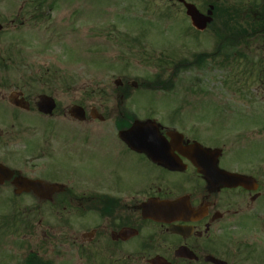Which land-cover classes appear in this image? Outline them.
<instances>
[{"label": "flooded vegetation", "instance_id": "flooded-vegetation-1", "mask_svg": "<svg viewBox=\"0 0 264 264\" xmlns=\"http://www.w3.org/2000/svg\"><path fill=\"white\" fill-rule=\"evenodd\" d=\"M168 1L184 6L178 0ZM212 3L224 5V15L239 11L245 16L244 24L248 15H254L261 26L201 32L206 35L205 42L192 38L197 52L178 50L175 60L167 56L164 72L174 64L178 66L172 70L175 75L182 63L190 72L197 68L190 67L189 61L200 59L209 63L208 68H236L230 82L243 86L251 101L246 112L264 133V0H205V8L214 6ZM218 46L222 51L216 55ZM232 49L236 51L230 53ZM40 86L35 101L25 85L19 88L0 82V165L13 172L10 180L0 185V231L13 232L12 236L36 235L45 247L23 250L19 258L0 264H42L44 257L58 264L56 249L71 251L78 243L84 259L115 257L112 264H138L141 260L147 264L154 257L169 264L252 262L236 236L257 203L264 201L260 160L242 156L240 148L234 159L226 160V147L218 144L221 136L207 139L205 126H191L187 105L177 100H170L172 104L166 107L165 123L155 106L142 107L132 101V90L139 85L128 79L121 80L115 104L88 106L87 97L73 104L71 108L78 105L83 109L77 118L70 116L71 108L58 115L59 102L45 85ZM42 96L56 101L57 108L50 116L38 109ZM24 114L41 117L39 133H28L35 126L21 120ZM148 120L157 124L165 151L162 157L170 162L168 166L155 163L120 138V133L137 121ZM204 148L220 150L217 167L241 175L248 181L247 187L211 183L200 168L213 166L216 160L209 157L210 151L204 156ZM20 177L37 182L34 190L19 194L15 182ZM152 200L172 203V219L163 223L147 219L144 207ZM181 249L190 250L195 257H180Z\"/></svg>", "mask_w": 264, "mask_h": 264}, {"label": "rangeland", "instance_id": "rangeland-1", "mask_svg": "<svg viewBox=\"0 0 264 264\" xmlns=\"http://www.w3.org/2000/svg\"><path fill=\"white\" fill-rule=\"evenodd\" d=\"M204 1L188 2L203 12L207 10ZM225 8L223 5L222 9ZM0 25L3 26L0 82L19 88L25 85L35 101L40 94V83L45 85L44 89L59 102L58 115L87 98L88 106L117 103L114 82L128 79L140 84L136 93L131 89L135 93L132 101L142 107L151 103L165 123L166 109L172 104L170 100L186 104L191 126H205L207 139L216 134L221 136L218 144L226 147V160L234 159L240 148L242 156L260 160L264 168V133L246 112L251 101L242 91L243 86L230 82L236 68L211 67L190 72L179 68L180 73L175 75L169 93L159 88L152 91L142 88L147 81L156 82L163 74L166 66L162 60L167 56L175 60L178 50H185L184 54L197 52L191 38L185 36L194 31L180 5L170 4L168 0H0ZM221 25L225 29L223 23ZM192 37L198 43L206 40L205 34ZM235 51L232 49L230 53ZM29 84L32 86L27 87ZM21 120L35 126L28 133H39L40 116L24 114ZM13 124L17 126L15 121ZM20 144L22 147V142ZM135 163L138 167L142 165ZM247 221L236 236V241L247 249L246 253L253 256L252 262L245 264H264V201L257 203ZM6 232L0 231V263L19 258L23 250L45 247L36 235L12 236L13 232ZM79 247L78 243L71 251L56 249L60 254L58 264L116 262L115 257L88 261Z\"/></svg>", "mask_w": 264, "mask_h": 264}, {"label": "water", "instance_id": "water-1", "mask_svg": "<svg viewBox=\"0 0 264 264\" xmlns=\"http://www.w3.org/2000/svg\"><path fill=\"white\" fill-rule=\"evenodd\" d=\"M181 2H184V0H179ZM187 8V15L191 17L193 26L197 28L198 30H206L207 26L209 23L213 21V11L214 7H211L209 9V12L207 15H203L195 6L191 4L186 5ZM3 27L0 25V31H2ZM116 85H120L119 81H116ZM42 103L44 105V108L40 107V110H42L46 114L53 113L55 109V104L52 103V99L48 98H42ZM50 100L51 103H50ZM48 103H50L48 105ZM73 114H75V109L72 111ZM154 125L153 122L148 121L147 123H140L137 122L131 130L122 133L120 136L122 139L125 140L128 145L133 150L144 152L145 154L148 155L149 158L155 160L158 164H167L168 162L162 159V155L165 153V151L162 149L163 146L161 145V138H159V133H152V126ZM209 155L213 156L214 159L216 160L215 163L213 164V168L218 171L217 168V160L219 159L220 152L216 151L215 152H209ZM205 171V173H204ZM202 173L206 174L210 179H214V175L210 172H207L208 170H204ZM223 175V174H221ZM225 175V174H224ZM12 176V172L8 170L7 168L0 166V182L5 181V180H10ZM221 179V180H220ZM246 179H243L242 177L231 175V174H226V176L223 177H217L216 181H220V184L227 186H233V187H238L239 185L241 186H246L247 183L245 181ZM16 187L19 188V192H30L35 185V182L29 181L28 179L24 177H20L18 180L15 182ZM156 208V209H152ZM173 206L168 203H163L161 205L155 204L153 201L149 202L145 206V216L150 219H154L158 222H163V221H168L169 218L168 216H173ZM184 254H181L180 256L182 257H191L189 250L186 249V251H182ZM188 252V253H187ZM192 255V254H191ZM216 264H220V261H214ZM167 263L161 258H154V260L149 261V264H165Z\"/></svg>", "mask_w": 264, "mask_h": 264}, {"label": "trees", "instance_id": "trees-1", "mask_svg": "<svg viewBox=\"0 0 264 264\" xmlns=\"http://www.w3.org/2000/svg\"><path fill=\"white\" fill-rule=\"evenodd\" d=\"M219 13V7L217 6L216 7V15ZM236 20H238V19H236ZM250 21H251V26H259V23H257V20L254 18V17H250ZM149 85H151V84H149V83H147V87L149 86ZM153 86V85H152ZM152 86H150V87H152ZM154 87H156V86H154ZM161 87H163V85H161Z\"/></svg>", "mask_w": 264, "mask_h": 264}]
</instances>
